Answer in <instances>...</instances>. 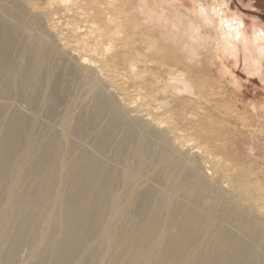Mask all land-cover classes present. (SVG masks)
I'll use <instances>...</instances> for the list:
<instances>
[{"label": "bare ground", "instance_id": "obj_1", "mask_svg": "<svg viewBox=\"0 0 264 264\" xmlns=\"http://www.w3.org/2000/svg\"><path fill=\"white\" fill-rule=\"evenodd\" d=\"M32 10L0 0V264H264L254 203L163 122L122 106ZM212 10L192 14L208 31L218 16L230 48L257 40L242 17ZM143 41L130 39L138 54ZM74 82L79 96L63 85Z\"/></svg>", "mask_w": 264, "mask_h": 264}, {"label": "rangeland", "instance_id": "obj_2", "mask_svg": "<svg viewBox=\"0 0 264 264\" xmlns=\"http://www.w3.org/2000/svg\"><path fill=\"white\" fill-rule=\"evenodd\" d=\"M23 1L33 9L35 25L40 17L43 29L54 33L50 38L99 69L122 106L163 122L176 143L200 156L210 175L237 189L264 217V0ZM201 5L208 13L216 6L230 19L242 17L245 32L257 40L246 44L241 37L230 48L218 16L214 31L193 16ZM141 36L144 54L130 42ZM151 83L165 104L153 88L147 90ZM63 85L69 93L75 89L73 95L83 91L77 82L74 88Z\"/></svg>", "mask_w": 264, "mask_h": 264}]
</instances>
